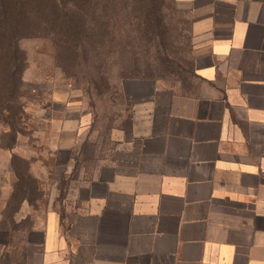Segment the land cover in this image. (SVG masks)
<instances>
[{
	"label": "crops",
	"instance_id": "obj_1",
	"mask_svg": "<svg viewBox=\"0 0 264 264\" xmlns=\"http://www.w3.org/2000/svg\"><path fill=\"white\" fill-rule=\"evenodd\" d=\"M176 1L188 74L126 81L107 136L79 90L30 89L51 172L79 179L0 199V264H264V0Z\"/></svg>",
	"mask_w": 264,
	"mask_h": 264
},
{
	"label": "rangeland",
	"instance_id": "obj_2",
	"mask_svg": "<svg viewBox=\"0 0 264 264\" xmlns=\"http://www.w3.org/2000/svg\"><path fill=\"white\" fill-rule=\"evenodd\" d=\"M77 2L79 12L65 17L77 41L61 40L52 32L57 19L53 10L38 14L36 22L45 21L47 27L37 24L32 36L20 40L22 64L11 62L8 33L0 22V96L7 95L0 106V199L18 200L31 188L29 199L38 205L47 195L63 197L79 179L75 168L66 176L51 172L53 165L43 156L50 138L37 134L45 129L48 103L30 89L67 84L79 90L107 136L109 123L124 116L120 89L126 81L147 78L172 84L189 72L190 21L176 0ZM6 121L14 123L18 134Z\"/></svg>",
	"mask_w": 264,
	"mask_h": 264
},
{
	"label": "trees",
	"instance_id": "obj_3",
	"mask_svg": "<svg viewBox=\"0 0 264 264\" xmlns=\"http://www.w3.org/2000/svg\"><path fill=\"white\" fill-rule=\"evenodd\" d=\"M80 9L81 6L77 0H50L49 3L48 0H0V22L8 33L7 48L12 50L11 62H20V64L25 62L24 53L19 45L20 40L32 36L37 24L43 30L46 29L47 23L45 21L36 22L38 14L44 16L53 10L57 19L53 22L52 32H55L61 40L70 38L76 42L77 36L74 27L69 26L65 17L76 14ZM9 97H14V95L11 93ZM6 98L7 95L0 96L1 107L6 102ZM6 124L12 132H15L14 123L6 121Z\"/></svg>",
	"mask_w": 264,
	"mask_h": 264
}]
</instances>
